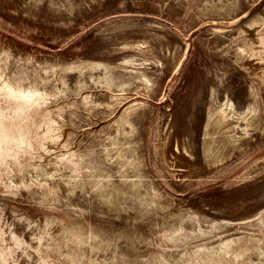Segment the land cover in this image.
Returning a JSON list of instances; mask_svg holds the SVG:
<instances>
[{"label": "rangeland", "instance_id": "rangeland-1", "mask_svg": "<svg viewBox=\"0 0 264 264\" xmlns=\"http://www.w3.org/2000/svg\"><path fill=\"white\" fill-rule=\"evenodd\" d=\"M0 264H264V0H0Z\"/></svg>", "mask_w": 264, "mask_h": 264}]
</instances>
